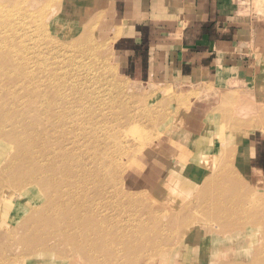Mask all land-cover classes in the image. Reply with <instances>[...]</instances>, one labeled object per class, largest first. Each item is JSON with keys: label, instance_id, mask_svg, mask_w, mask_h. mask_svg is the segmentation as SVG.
Instances as JSON below:
<instances>
[{"label": "rangeland", "instance_id": "obj_1", "mask_svg": "<svg viewBox=\"0 0 264 264\" xmlns=\"http://www.w3.org/2000/svg\"><path fill=\"white\" fill-rule=\"evenodd\" d=\"M263 1L241 2L244 15L252 22L250 50L253 64L247 82L237 79L239 84L232 82L235 85H228L226 80L212 77L205 81L207 84L199 85L192 81L191 88L195 91L185 94L189 88L136 83L119 73L111 51L116 35L112 34L104 41L99 38L95 0H2L0 3L8 7L9 13L0 19V33H11V40L13 36V41L17 42L13 45L23 46L16 51L21 56L24 52V57H33V69L39 66L37 63L42 57L47 60L46 65L54 59H63L60 55L63 51L74 50L80 56L84 52L83 46L98 48L103 53L83 62L93 67L89 76H83L84 81L93 82L100 94L97 96L90 93V101L81 103H92L93 109L100 105L105 108V115L98 111L71 119L63 113L61 107L39 105L45 101V94L42 97L38 91L45 93L47 90L52 98L54 92L35 82L30 85L24 79V74L10 79L6 67L8 57L5 54L9 44L0 42L3 44L0 48V161L9 156L14 167L21 166L22 170L19 172L10 166L3 167V171L6 169V175L23 177L13 180L16 182L0 181V264H92L83 260L70 242L69 237L72 236L88 237L93 242L109 240L107 244L112 247L105 248L103 253L107 256L104 263L110 264H186V260L180 261L186 253H190L193 259H201L203 264H264V174L262 176L253 168L247 173L240 160H234L233 165L231 163V171L224 166L225 156L234 150H252L247 155L249 162L246 166L250 167L255 150L262 151L264 155ZM72 3L78 5L72 6L74 11L68 10ZM15 5H19L30 17L20 19L27 23V40L16 37L17 24L10 16L16 9ZM80 9L86 10L83 17ZM50 15V20L46 22ZM55 19L60 23L59 32H55L59 25ZM88 24L93 27L91 36H86ZM29 52L33 55H29ZM73 68V64L66 63L55 67V72L64 75ZM34 72L35 76L44 75L40 68ZM209 82L221 83L222 86H213ZM73 91L85 94L79 89ZM103 98L108 99L100 100ZM240 98L246 101L255 98L258 103L252 105L255 108L253 113L246 116L253 120L244 121L245 126L253 130L245 131L247 136L236 146L232 138L237 137L241 130H236L234 134L233 131L225 133L215 123H221V118L232 119L229 110L237 105ZM193 101L204 105L197 133L185 131L173 123L178 115L177 109H186ZM125 103L129 105L127 110L123 108ZM150 106L159 111L156 114L158 120L153 121L154 125L170 127V131L183 133L176 143L188 147L191 153L185 161V167H176L175 164L169 170L172 176L180 177L175 195L178 202L173 205L161 199V181L148 189L136 186L135 178L143 176V170H137V167L141 169L139 161H130L129 164H120L114 160L100 161L106 160L104 156L109 155V152L114 153L101 126L111 120L125 126L127 120H117V116L122 117L132 109ZM30 109H33L36 119L41 116L43 121L49 119L51 123L37 126L38 136L43 139L45 149L39 151L41 143L38 138H34L38 143L34 150L39 151L34 154L28 153L21 138V135L25 139L33 137L31 117L26 114ZM117 130L118 126L115 125L112 131ZM211 131L215 134L214 138ZM216 139H222L223 144L214 148L212 143ZM157 143L152 141L148 149ZM195 148L205 156L202 165L209 159L212 165H217V181L228 191L224 198V205H228V209L223 211L225 216L214 223L206 218L216 213L215 207L201 205L196 198L200 199L199 196L203 195L210 173L197 182L195 187L185 185L186 190L178 194L183 184L187 183L182 178L183 169L192 172L198 166L193 159ZM208 148L212 150L208 152ZM115 157L122 160L116 153ZM31 168L33 178L25 176V172ZM95 171H98L96 177L93 176ZM191 172L188 179L192 177ZM62 187H73L74 192L66 197L60 194ZM84 193H89L90 198H83ZM26 219H37L39 223L42 220L43 226L35 234L34 223L26 222ZM230 227V233L221 235ZM49 236H53L52 239ZM145 240H148V244L142 246L141 242ZM117 252L120 254L116 255ZM154 252L157 256L152 260ZM31 254L35 255L30 257Z\"/></svg>", "mask_w": 264, "mask_h": 264}, {"label": "crops", "instance_id": "obj_2", "mask_svg": "<svg viewBox=\"0 0 264 264\" xmlns=\"http://www.w3.org/2000/svg\"><path fill=\"white\" fill-rule=\"evenodd\" d=\"M241 2L95 0L98 26L108 23L105 28L100 24L96 31L102 41L116 35L111 46L115 64L119 73L133 82L189 88L185 94L193 90L192 81L207 84L205 81L212 77L226 80L228 85L235 78L247 82L253 64L252 22L244 15ZM203 107L199 101L186 109L180 107L173 123L197 133ZM148 153L140 155L141 169L137 170H143V176L135 178L136 186L145 189L166 177L174 164L191 156L188 147L165 137ZM251 164L263 176L262 151L253 152Z\"/></svg>", "mask_w": 264, "mask_h": 264}, {"label": "bare ground", "instance_id": "obj_3", "mask_svg": "<svg viewBox=\"0 0 264 264\" xmlns=\"http://www.w3.org/2000/svg\"><path fill=\"white\" fill-rule=\"evenodd\" d=\"M0 2H2V0H0ZM75 5L78 6L77 3H72L70 5V7L72 8V6H75ZM261 5H260L261 8L263 7V9H264V1ZM15 6H16V9L10 13V16L14 18L15 24H17L16 37L17 38L23 37L25 40H27L28 36H26V34H25V27H26L27 23L23 22L21 20L30 19V17L26 13V11H24L19 5H15ZM79 7H81V6H79ZM71 8L70 9L66 8V9H68L70 11L75 10L74 7L72 9ZM110 8H111V6H110ZM7 10H8V7L6 5H2L0 3V19L2 18V16L3 17L8 16L9 11H7ZM80 10H81V14H82L81 17H83L86 13V10L85 9H84V11H83V9H80ZM110 13H112V12H110ZM50 17H51V15L46 18L47 19L46 22H48L50 20ZM72 17H73V15H72ZM55 20H56V24H59V25L56 28L57 31H55V30L54 31L59 32V31H61V28L59 27L60 23H59L58 19H55ZM72 21H74V19ZM34 22H36V21L34 20ZM108 22H109V19H108ZM100 24H101V28L103 26L105 28L106 22L104 23L105 25H103V26H102V23H100ZM100 24H99V26H100ZM107 25H108V23H107ZM87 26H88V34H86V36H91V31L93 30V27L91 24H88ZM37 27L40 28L39 25H37ZM111 41H112V39H111ZM0 42H5V44H9L7 47L9 50L5 54L8 57L6 67L8 68V71L10 72V79L19 78L20 74L21 75L24 74V79L27 80L30 85L34 84V82H35L36 84L41 85L45 89L50 88L54 92V96L52 98L47 90L45 91V93L38 91L42 95V97L45 94V101L40 102L39 105H41V106L44 105L45 107H53V106L61 107L63 113L68 115L71 119H75L79 116H85V115L89 116L92 113H97L98 111H99V114L105 115V112H104L105 108H103L102 106L99 105V107L97 109H93L92 103H85L84 105H82L83 103H81V101H90L89 97H88L90 95V93L95 94L97 96L100 94L99 90L94 86L95 84L93 82L88 81V80H86V82H85L84 81L85 79H83V76L84 77L89 76V72L93 69L91 64L88 65V64H84L83 62L87 61L89 58L96 57V55H103V53H100L98 48H93V47H90L88 45H87L88 47L83 46L84 52L80 56L74 50L63 51L60 54L63 56V59H60V60L54 59L52 63H49L50 66L46 65L47 60L44 59V57H42V60L37 63L39 66L36 67L35 69L40 68L42 70V73H44V75L35 76V72H34L35 69H33L34 64H33V62H31L33 57H30L28 55H26L24 57L23 56L24 52H23L22 56L20 54H18V52L16 50L19 47H23V46L22 45H13V44H16L17 42L13 41V36H12V40H11V33H9V32L8 33H0ZM2 46H3V44H0V48ZM100 48H102V46H100ZM29 55H33V54L29 52ZM67 55H69V56H67ZM66 63L69 65L73 64V66L75 68L76 67L77 68L71 69L69 73H66L64 75H57L55 72V67L58 68V67L64 66V64H66ZM81 74H83V75L80 77ZM234 82H237L238 84L240 83V81H238L236 78H235ZM83 84H86V85H83ZM230 84L235 85V83H230ZM244 88H247V87H244ZM73 89L82 90V91H84L85 94L74 92ZM107 99L108 98H103L100 100L105 101ZM15 100H16V98L13 97V101H15ZM257 103H258V100H256L255 98H252L251 101H246V100L240 98L237 102V105H235L232 109L229 110L230 112H232V119L224 120L221 118V123H215L219 127H221V129H224V130H222V132H225V133H226V131L227 132L233 131V134H234V132L236 130H239V129L241 130V133L238 134L237 137L232 138L234 145L238 146L240 141H242L247 136V133H245V131L253 130L252 128H250L248 126H245L246 122H244V121L253 120V118H246V116L250 113H253L255 108H253L252 105H257ZM108 105H109V100L106 103V110L107 111H108ZM77 106H79L81 108H78ZM128 107H129V105L126 103L123 105V108L125 110H127ZM151 107H153V106L143 107V109L142 108L141 109H132L125 116H122V117L117 116V120H121V118L127 120L125 126L122 123L115 124L111 119H109V120H111L110 122H107L101 126L103 132L106 133V136H107L106 140L109 141L111 146L113 147L114 153L109 152V155L104 156V158L106 160H100V161L114 160V161L119 162L120 164H123V163L129 164L131 162L138 161L140 155L149 154L148 152H150L153 149V148L148 149V147L152 141L158 142L159 140H161L162 138L165 137L168 139H172L176 143L178 141V139L181 136H183V133H181V132L170 131L169 130L170 127H166V126L160 127L159 125L155 126L153 121L158 120V118L156 117V114H158L159 111H156L154 109V107L153 108H151ZM0 108H1V103H0ZM26 114L30 115V117H31V129L33 132V137L25 139V136L21 135V138L23 140V143L27 146L28 153L34 154V153H37V152L45 149L43 139L38 136V133L36 130L37 126L45 125L47 123H48V125H51V123H50L49 119L43 121L41 116H39V118L36 119L35 114H33V109H30ZM148 121H149V123H148ZM115 125L118 126V130L112 131L115 128ZM119 127L122 130H120ZM245 129H247V130H245ZM210 134L213 135L212 138L215 137L214 132L211 131ZM34 138H38L40 143H41V149L39 151L34 150V148H37V144H38L37 140ZM212 144H213L214 148L220 147L223 144V140L222 139H216L215 142H213ZM203 148L205 149V146H203ZM248 149L249 148H247L245 150L237 151V152L234 150L229 155H226L225 156V160H226L225 162L226 163L224 166L229 169L231 167V163L233 165L234 160H240L242 162L241 166L245 168L247 173H250L251 172L250 169L253 167H252V165H251V167L248 165L246 166V164L249 162V157H247V155L252 150H248ZM207 150L209 152L212 150V148H208ZM195 152H196V155H195V158H193V159L196 160L198 166L195 167L194 171H192V172L190 171L192 173V177L190 179H188L190 172L187 171L186 168L183 169L182 178L186 179L187 183L183 184V186L179 190L178 194L180 195L183 193V190H186L185 185H188V187H190V188H192V186L195 187L197 182H199L201 179H205L206 175L210 173V176L208 177L209 180L207 178V184L203 190V195L199 196L200 199L202 200L203 204L198 197H196V198H197L198 203H200L201 205H206L207 207H209V206L215 207L214 211H216V213L211 214L212 216H208L206 218V220L210 221V223H214V221H220L221 217L225 216L224 215L225 212H223V211L228 209V205H224V198H225V195L227 194L228 191L226 190V188L224 186H221L220 183H218V181H217V179H218L217 178L218 169L216 168L217 165L216 164L212 165L211 164L212 160H210V159L207 160V162L202 165L201 163L203 160H205V156L203 155L201 150H199L198 148H195ZM115 153H116V155L120 156L122 160H118L115 157ZM237 153H239V155H237ZM155 158H156V160L158 159L157 156ZM125 159H128V160H125ZM11 161L12 160L9 156L2 158L0 161V181H3L4 183H8L9 181H13L16 179H23V177L21 175H15V174L6 175L5 174L6 169L3 171V167L8 168V167L12 166L11 167L12 169L16 168L15 170H19V172L22 170L21 166L14 167V165ZM29 161H34V160L29 159ZM185 165H186L185 162H182L181 164L177 163L176 167H179V166L185 167ZM174 167H175V164H174ZM81 169L84 170V168H81ZM88 171L92 172V169H89ZM229 171H231V170L229 169ZM254 171H257V170H254ZM97 174H98V171L93 172L94 177H96ZM27 175L30 178L34 177L33 168H31L28 172H25V176H27ZM168 175H170V176H168ZM168 175L164 181L159 180L162 182L159 195H160L161 199L163 201H165L167 204L173 205V204H176L178 202V199L175 197V195H176V190H177L178 184L180 183V177L178 175L172 176L171 172H169ZM170 178L174 179V181L171 180ZM13 182H16V181H13ZM29 183H32V181L29 180ZM73 192H74L73 187H62V191L60 194H64L66 197H68V195L72 194ZM82 197L85 199H88V198H90V194L84 193V194H82ZM212 197H213V199H212ZM47 199H49L48 196H47ZM54 199H56V198H54ZM203 210H206V209L204 208ZM44 211H55V210L54 209H48V210L45 209ZM203 216H205V215H203ZM29 221H32V223H34V225H35V234L43 226L42 220H40V223H39L37 219H26V222H29ZM23 223H24V220H23ZM52 224L56 225L54 221H52ZM232 227H233V225H232ZM232 227H230L229 230L224 231L221 235H223V234L226 235V233H228V232L230 233V231H232ZM57 229H53V231H56ZM262 230H264V229H262ZM137 233L138 232H136L135 235ZM51 237H53V236H51ZM51 237L49 239H52ZM69 239H70V242L73 243V246L76 248V250L79 252V254L84 258L83 260H85L86 262H92V264H95V263L96 264H110V263H104L107 256L105 253H103L105 248L108 249V248L112 247L111 245L107 244L108 242H110L109 240L106 239V240H104V242H93L92 240L88 239V237H81V236L78 238H74L72 236V237H69ZM115 239H116V237H115ZM141 244H142V246H145V245L147 246L148 240L141 242ZM29 251L31 252V248ZM119 254H120V252L116 253V255H119ZM34 255L35 254H31L29 256L31 257ZM156 256H157V254H156V252H154V256L151 257V259L155 260ZM27 258H29V257H27ZM185 260L187 262L186 264H203L201 259L191 258L190 253L184 254V257L180 261L184 262ZM206 264H208V262Z\"/></svg>", "mask_w": 264, "mask_h": 264}]
</instances>
